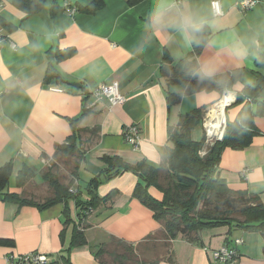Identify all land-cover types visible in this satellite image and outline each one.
<instances>
[{"label":"crops","instance_id":"crops-1","mask_svg":"<svg viewBox=\"0 0 264 264\" xmlns=\"http://www.w3.org/2000/svg\"><path fill=\"white\" fill-rule=\"evenodd\" d=\"M11 1L0 3V36L8 41L0 46V167L11 166L7 185L0 189V240L12 241L13 247L0 246V264L10 255L29 253L49 257V264H63L65 255L71 264H98L95 254L113 240L141 246L149 237H157L159 226L152 213L132 197L137 178L130 173L108 181L100 177L97 196L114 195L89 210L81 222L73 201L67 205L66 223L62 203L40 210L6 200L4 194L32 198L33 189L27 191L28 187L42 184L48 163L55 162L56 147L73 135L70 121L83 110L77 142L82 157L74 178L81 201L90 198V180L106 169L103 157L158 168L167 146L168 126L176 127L180 115L201 107H207L204 118L210 120L220 101L216 92L184 95L181 86H174L170 91L180 94V99L168 109L160 73L164 53L174 65L192 51L198 39L193 29L204 27L206 42L197 59L200 72L211 78L239 72L233 94L253 86L258 78L264 79V0L244 12L236 6L242 0H217L222 12L218 17L213 16V0H181L178 4L143 0L134 7L124 0H104L103 9L93 15L82 11L91 0H54L61 10L54 16L52 0L32 16ZM65 3L77 9L73 16L65 12ZM60 53L68 54L58 60ZM113 82L124 98L121 105L109 107L91 95L97 86ZM243 106L226 107L225 121L235 122ZM250 109L257 134L241 151L223 150L217 175L229 190L256 196L264 206V89ZM132 125L140 133L136 147L124 138L125 129ZM204 133L202 124L191 138L200 141ZM23 168L34 179L18 188L17 176ZM79 181L84 184L81 188ZM149 194L161 198L152 188ZM74 227H84L86 244L70 247L64 254ZM235 239L243 241L235 264H264V234L240 229L229 232L227 227L204 229L196 242L177 236L169 249L172 264H219L210 253L231 247ZM158 244L147 245L153 247L145 257L170 264L165 255L154 256Z\"/></svg>","mask_w":264,"mask_h":264},{"label":"trees","instance_id":"trees-1","mask_svg":"<svg viewBox=\"0 0 264 264\" xmlns=\"http://www.w3.org/2000/svg\"><path fill=\"white\" fill-rule=\"evenodd\" d=\"M48 0H12L11 4L23 11L27 16L39 13ZM143 0H124L128 7H134ZM104 7V0H91L82 11L95 14ZM61 11L52 0L51 14L54 16ZM77 11V9H76ZM0 23L2 20L0 19ZM5 26V25H3ZM193 32L198 39L192 44V51L183 59L173 65L170 57L164 53L160 73L165 80V94L168 109L175 105L180 94H173L171 87L181 86L184 95H193L199 92H216L220 99L224 91L232 92V88L239 80V72L230 73L218 78L205 77L199 70L198 56L206 42L205 28L196 27ZM58 54L61 60L67 56ZM51 71H48V74ZM264 89V79L258 78L251 87H245L236 93V105L244 104L242 111L235 122H226L225 131L221 141L207 145L204 135L200 141H193L191 133L203 124L204 112L207 107H201L179 116L176 127L167 128V146L160 154L161 165L158 168L139 163L130 166L118 157H103L106 169L90 180L88 184L89 200L79 199V190L74 185L79 160L82 153L77 146L81 129L79 123L85 116V111L70 121L73 135L65 143L55 149L54 164L59 158L73 157L75 165L72 180L62 184L56 174L51 170L53 163H48L45 172L41 175L42 183L47 184L51 195L37 202L30 195L5 193L4 198L20 205L33 206L37 209H46L56 204L65 205V217L68 219V202L73 201L79 209V221L86 216L89 210L101 203L109 201L114 193L104 198L97 196L96 189L100 185V177L108 181L122 173L133 174L137 183L133 189L132 197L152 213L153 220L158 224L157 237H149L143 245H129L119 240H113L109 247L104 246L95 254L98 264H158L154 259L145 257L149 251L150 243L159 242L158 247L164 252L166 260L172 264L170 244L177 236H182L189 242H196L197 234L204 229L227 227L229 232L234 229L244 231H257L264 234V206L258 197L246 192H234L227 188L224 181L219 179L217 169L223 150L241 151L248 147L257 134L252 123L250 104ZM204 152V155L201 153ZM11 174L10 164L0 167V189L7 185ZM34 179V175L23 168L17 176L18 188L25 187ZM75 188L71 194L69 190ZM158 191L160 199L149 194V189ZM84 229V227H82ZM74 227L70 247L78 248L86 244L83 229ZM0 246L13 247L12 241L0 240ZM144 246V249H143ZM143 250V251H142ZM63 257V264H71L68 256ZM159 257V256H158ZM157 257V258H158Z\"/></svg>","mask_w":264,"mask_h":264},{"label":"built area","instance_id":"built-area-1","mask_svg":"<svg viewBox=\"0 0 264 264\" xmlns=\"http://www.w3.org/2000/svg\"><path fill=\"white\" fill-rule=\"evenodd\" d=\"M173 1L175 4H178L180 3L181 0H173ZM0 3H1V0H0ZM259 3L260 2L258 0H242L236 6L241 12H244V11H247L249 9L256 7ZM210 5H211V9H212L214 17H218L222 15V12L220 10L219 3L217 0L211 1ZM63 8L65 12L70 16H73L76 13V8L70 3H65L63 5ZM6 42H8L7 37L0 36V46ZM12 48H14L13 45H12ZM91 95L97 101H106L109 107L119 106L124 102V98L121 96L119 92V87H118L117 82H113L109 85H99L91 91ZM226 96L230 97V99H229V102L225 105V107H228L235 103L236 94H233L229 91H225L220 101L217 104L222 102V100ZM208 122L209 120L204 118V121H203V128L205 131L204 135L207 138V142H206L207 145H210L216 141L222 140L225 127H226V123L224 120V122L220 124L218 131L215 134H213L211 138H209V131L207 127ZM139 135H140L139 129L135 125L127 127L124 131L125 141L132 147L137 146L139 139H140ZM211 139H214V140H211ZM201 154L204 155V152ZM69 192L73 194L75 192V188L74 187L71 188ZM241 245H243L242 239H235L231 247L225 246V247H221L217 250L212 251L210 253L211 259L214 262H217L219 264H235V259L238 256V247H240ZM49 261H50L49 257L47 256L40 255L37 253H29L26 255H13V256L10 255L5 258L4 264H49Z\"/></svg>","mask_w":264,"mask_h":264},{"label":"rangeland","instance_id":"rangeland-1","mask_svg":"<svg viewBox=\"0 0 264 264\" xmlns=\"http://www.w3.org/2000/svg\"><path fill=\"white\" fill-rule=\"evenodd\" d=\"M216 113V111H214L213 109V115ZM212 114H210L209 116H213ZM200 128H198L197 131H200L201 132V129L199 130ZM197 137V134H194L193 135V138ZM196 139V138H195ZM199 140V139H197ZM211 140H214V139H211ZM75 158L73 157H65V158H61V159H57L56 162L58 163L57 165L53 163H51L52 165V172L54 174H56L58 180L62 183V184H68L70 180H72V173L74 171V165H75ZM41 181V179H39ZM38 180V182H39ZM79 186L80 188L84 185L83 182L79 181ZM74 185H75V182H74ZM73 185V186H74ZM31 189H33L32 191V198L34 200H36L37 202H40L42 201L43 199H45L46 197L50 196L51 194V190L48 188L47 184H44L42 183L41 185L39 186H33L32 187H28L27 191H31ZM164 252L160 249L158 250H155V253H154V256L157 258L158 256H160V254H163ZM151 259V258H150Z\"/></svg>","mask_w":264,"mask_h":264},{"label":"bare ground","instance_id":"bare-ground-1","mask_svg":"<svg viewBox=\"0 0 264 264\" xmlns=\"http://www.w3.org/2000/svg\"><path fill=\"white\" fill-rule=\"evenodd\" d=\"M230 97H225L222 102H220L215 108L214 111H216V113L213 115L214 117H210V120L207 124L208 127V131H209V138L212 137L213 134H215L219 127L220 124H222L225 120L224 118V107L225 105L229 102Z\"/></svg>","mask_w":264,"mask_h":264},{"label":"water","instance_id":"water-1","mask_svg":"<svg viewBox=\"0 0 264 264\" xmlns=\"http://www.w3.org/2000/svg\"><path fill=\"white\" fill-rule=\"evenodd\" d=\"M73 86H75V87H77V85H73ZM216 106V105H215ZM225 109H226V107H224V111H225ZM226 122V121H225Z\"/></svg>","mask_w":264,"mask_h":264}]
</instances>
